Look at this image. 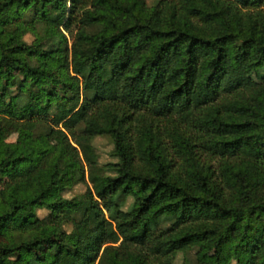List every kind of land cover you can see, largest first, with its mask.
<instances>
[{
    "label": "trees",
    "instance_id": "1",
    "mask_svg": "<svg viewBox=\"0 0 264 264\" xmlns=\"http://www.w3.org/2000/svg\"><path fill=\"white\" fill-rule=\"evenodd\" d=\"M6 178L0 264H264V0H0Z\"/></svg>",
    "mask_w": 264,
    "mask_h": 264
},
{
    "label": "rangeland",
    "instance_id": "2",
    "mask_svg": "<svg viewBox=\"0 0 264 264\" xmlns=\"http://www.w3.org/2000/svg\"><path fill=\"white\" fill-rule=\"evenodd\" d=\"M157 1L158 0H145L146 4L148 6L154 5ZM66 36H67L68 44H70L72 41V35L67 33ZM24 38H26V40H28V41H30L32 39L30 34H27L26 36H24ZM61 118H62V115L60 113H55L50 117L51 123L53 125V132L51 134L50 139L53 142L57 141L63 135H65V131L61 128V123H60ZM16 137H17V134L15 132H12V131H7L4 134V138L6 141H13L16 139ZM93 143H94V146L96 148L97 154L99 156L100 164L116 161V159L112 156L113 144L111 142V139L108 136H97L94 139ZM27 166H29V165H27ZM7 185L11 186L12 188H14L18 192H24L27 190L26 185H24L23 183L11 182L7 178L4 179L3 182L0 183L1 187H5ZM88 186H89V184H88ZM86 188H87L86 184L79 183V184H76V185L72 186L71 188L65 190L63 195L65 197L70 198L72 196H75V195H78V194L84 192L86 190ZM132 201H133L132 197L128 196L125 199V202L122 206V209L126 210L129 207V205L132 203ZM47 214H48V212L46 209H38L36 211V215L39 218H42V217L46 216ZM169 223H170V218L163 216L159 220L157 227H166L167 225H169ZM65 228H66V230H70L69 225H66ZM112 238L114 241L119 240L116 235H113ZM232 247H233V243H231V242L226 243L222 247V252H223L225 258L227 259L228 264H237L235 259L233 258ZM213 258H214V255L212 252L197 256L196 252L193 250V251L187 252L186 254H183V253L178 254L176 256L175 263L176 264L209 263L213 260Z\"/></svg>",
    "mask_w": 264,
    "mask_h": 264
}]
</instances>
